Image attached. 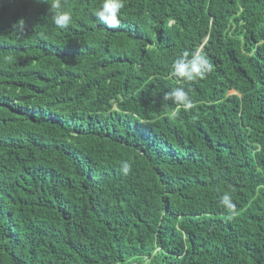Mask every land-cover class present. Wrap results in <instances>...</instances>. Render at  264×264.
<instances>
[{
	"label": "trees",
	"instance_id": "obj_1",
	"mask_svg": "<svg viewBox=\"0 0 264 264\" xmlns=\"http://www.w3.org/2000/svg\"><path fill=\"white\" fill-rule=\"evenodd\" d=\"M52 2L0 0V264H264V0Z\"/></svg>",
	"mask_w": 264,
	"mask_h": 264
},
{
	"label": "clouds",
	"instance_id": "obj_2",
	"mask_svg": "<svg viewBox=\"0 0 264 264\" xmlns=\"http://www.w3.org/2000/svg\"><path fill=\"white\" fill-rule=\"evenodd\" d=\"M37 2L47 3V0H37ZM49 5L50 9L47 19H50L59 29L67 28L72 23L73 18L69 11L62 8L61 0H53ZM123 7V0H103L101 7L95 11L94 15L97 20L107 28H118L121 23L119 14ZM169 23H171V21ZM12 30L17 33L19 37L25 36L26 21L20 19L13 23ZM211 69L212 65L210 61L202 55L198 49L191 53L188 50H185L174 60L171 75L178 78L181 82H192L197 79H203ZM163 96L164 103L162 106L165 110V115H168L171 118L177 117L181 108H183L184 111H188L194 107L193 100L183 87L172 88L171 91L165 92ZM168 101H173V104L175 105V108L172 109L171 112L168 111ZM123 167L126 171H129L131 165L124 162ZM221 204L229 210H235V204L232 203L231 197L227 194L221 197Z\"/></svg>",
	"mask_w": 264,
	"mask_h": 264
}]
</instances>
